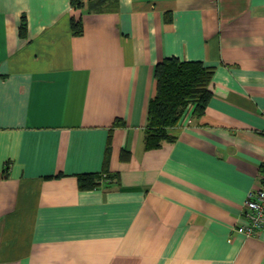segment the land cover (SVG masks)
Listing matches in <instances>:
<instances>
[{
	"label": "crops",
	"instance_id": "1",
	"mask_svg": "<svg viewBox=\"0 0 264 264\" xmlns=\"http://www.w3.org/2000/svg\"><path fill=\"white\" fill-rule=\"evenodd\" d=\"M88 1L0 0V264H264L235 230L264 172V0ZM172 56L212 95L148 149Z\"/></svg>",
	"mask_w": 264,
	"mask_h": 264
},
{
	"label": "trees",
	"instance_id": "2",
	"mask_svg": "<svg viewBox=\"0 0 264 264\" xmlns=\"http://www.w3.org/2000/svg\"><path fill=\"white\" fill-rule=\"evenodd\" d=\"M75 8L83 7V0H72ZM111 0H89L90 10L110 8ZM73 33L80 32V19L70 20ZM213 68L201 61L166 57L154 68L155 93L150 98L145 129V147L158 148L174 139L170 128L178 125L185 111L192 107L193 116H200L212 93L208 88ZM107 178V174L77 175L79 187L88 189Z\"/></svg>",
	"mask_w": 264,
	"mask_h": 264
},
{
	"label": "built area",
	"instance_id": "3",
	"mask_svg": "<svg viewBox=\"0 0 264 264\" xmlns=\"http://www.w3.org/2000/svg\"><path fill=\"white\" fill-rule=\"evenodd\" d=\"M242 222L235 230L245 236H255L264 231V172L260 184L250 189L243 202Z\"/></svg>",
	"mask_w": 264,
	"mask_h": 264
}]
</instances>
